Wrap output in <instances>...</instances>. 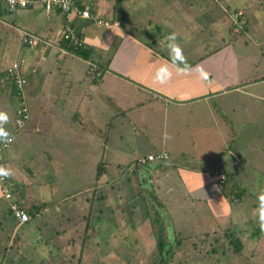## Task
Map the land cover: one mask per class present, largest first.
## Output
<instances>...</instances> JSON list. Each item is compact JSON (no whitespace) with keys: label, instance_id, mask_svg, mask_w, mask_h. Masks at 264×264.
<instances>
[{"label":"rangeland","instance_id":"obj_1","mask_svg":"<svg viewBox=\"0 0 264 264\" xmlns=\"http://www.w3.org/2000/svg\"><path fill=\"white\" fill-rule=\"evenodd\" d=\"M245 2H251L252 5L258 4L255 0H221L222 5L228 8L227 11H224L221 6L215 4L216 0H120V4L127 12V15L124 14V16L126 19L129 18L126 21V26L137 30L139 32L137 36L144 41L152 39L151 36L154 34L162 40L169 33L176 32L178 34V43L183 41V39L185 41L183 45L179 44L183 48L184 56L189 60L195 59L197 55L209 52L219 46L220 39L214 40V34L218 32L219 27L220 30H223L221 37L224 36L223 38L227 42L231 41V36L236 37L237 33H233L232 30L234 28L232 29L231 25H229L230 23L233 26L235 25L233 23L234 16L231 13L234 9L238 10ZM0 5L1 7L4 6L1 2ZM112 6H114V3ZM160 6H165L164 11L163 8L159 9ZM165 8H168L169 11ZM15 13H18V11L6 14V17L12 19ZM230 14L231 22L228 17ZM88 21L91 22L90 20ZM88 21L85 20L84 22L88 24ZM15 23H18L17 20H15ZM75 23H77V20H75ZM190 25H195L198 28L192 27V30H190ZM263 29L264 25L260 22L258 30ZM224 30L225 32L228 31L229 34L224 33ZM11 34L10 38L4 39L3 37L0 39L2 41L0 43V70L6 68L14 58L15 51H13V48L18 43V32L14 30ZM6 39L8 40L7 49L9 48L10 54L8 52L3 57V51L7 50L3 47ZM153 40L157 39L153 38L151 42ZM165 43L166 41L162 42V44ZM195 43H200V49L193 48ZM46 45L43 44L44 47ZM235 52L239 53L240 51L236 50ZM263 52L258 50L252 58V62H258V66L256 64L255 67L242 68V65L240 67L242 71L247 72L246 75H249L250 80H261V78H264V56L261 55ZM163 53L166 52L163 51ZM221 54L213 55L211 61L204 64L213 77H220L221 75L219 67ZM109 55H111L110 50ZM33 56V59L29 60L30 62L36 59L39 60L35 54ZM221 56L224 58L223 54ZM22 58L27 60L25 56ZM64 65L68 66V72L70 70L75 74V79H82L81 72H83L84 63L69 60ZM25 69V65H22L23 74L27 75L28 73H26ZM87 76L89 77V74ZM52 77L55 79L53 81L55 90L59 84L57 81L58 75L55 73ZM89 79L92 80L91 78ZM68 86V84L61 85V90H66ZM73 86L78 89V93L85 91L82 88L85 85ZM224 86H227L224 92H220L217 97H210L206 103L209 105L212 102H216L215 107L213 106L214 110L223 119H226L227 114H221L219 109L223 111L228 106L239 105L240 108L236 111V114L230 116L234 121L231 124L233 130L230 134L231 143H229V146L231 147V153L242 152L246 164L249 165L250 161L253 169L246 168L242 172L240 167L233 166L235 158L232 155H225V149H220L221 152L217 153V157L220 158H217L219 160L218 165H221L220 169L226 175H231L237 184H240L238 186H241L243 194L233 202L231 195L226 196L220 190L219 192L217 191L216 179H211L213 194L218 193L213 197V200L219 198V203L214 201V205H219V210L216 212L211 210L210 203H208L209 205L206 203L203 211L198 210L197 208L202 204V198L195 195L193 196L194 204L191 207L192 213L185 215V220L189 226L188 230L200 225L206 226L204 228L198 227L201 229V233L211 234L213 231L217 232L214 234L217 235L216 240H220L219 238L224 239V235L218 230L219 227L227 228L233 223L232 228L224 232L233 231L236 236L241 238L243 244L241 255L234 253L233 247L225 241H216L214 247L217 253L212 254L209 250L215 240L209 241L210 244L206 243L203 246L195 243L197 246L194 247L191 241L196 242L197 239L195 238L190 241H183L180 245L182 253H174V256H171L165 262H156L157 252L153 236L149 235L148 239L145 240L144 231L148 233L151 227L150 221L154 218L158 221V224L164 218L158 213L156 207L152 205L153 203H150V196L145 195L144 186L141 185L139 188L137 180H135V174L131 171L127 174H120L121 172H126L132 165L130 158H127L117 169L113 167L106 179L101 178L95 184L93 176L100 154L103 152V155L106 154L105 157L109 158L108 153L114 150L115 147L112 148L110 144L105 146L100 144L97 148H93L85 135L81 134V131L68 132V136L75 132L76 139L73 142L68 141L61 147H59L58 143L52 145L53 141L50 139L54 140L53 134L55 133L52 126L51 129L48 127L45 131L48 137L43 138L42 134L29 138L28 135L26 139L20 133L25 134L28 132V127H36V125H33V118H31L27 126L25 125L16 131L17 133L13 138L11 147L2 152L3 160L0 161V165L8 166L13 172L11 179L14 185L10 191V203L16 200V202L27 207L31 204L27 200L34 199V202L38 200L48 204V206L45 205L43 208L45 210L46 208L48 209L44 214L30 218L22 225H16L14 218L8 211L10 203H8V200L0 198L1 264H264V224L260 220L258 221L257 218L258 197L264 193V114H257L248 118V116L240 112L242 106L250 107L259 113L264 112V81L245 90L249 98L244 93L237 94L230 90L229 88L234 87L230 83ZM0 89L2 90L1 84ZM5 91L8 93V88ZM128 92V90H123L116 93L123 94ZM0 96L2 97L1 102L6 105L8 96L4 94L3 96L0 94ZM10 96L12 104L8 107V111L4 109L3 111L9 116V122L6 127L12 132L14 130L11 126V120L15 100L12 95ZM27 102L28 104L30 103L29 98H27ZM30 104L28 105L29 118L32 111L30 110ZM196 106L204 109L205 101L193 102L188 105L189 114L195 120L199 119V116L196 115L198 111ZM194 109H196L195 112ZM113 111L117 113L116 109L109 111L108 113L110 116L112 115V118L106 121V113L102 109L100 110L102 112L101 116L98 112L96 113L97 117H99L98 126L107 122V128L104 129L102 127L100 131L94 128L93 135L101 138L102 133L107 130L113 135L112 138L122 142L124 149L132 150L137 145L139 148L137 155H143L148 151L147 148L140 146L138 143L133 145L126 139L131 137L130 134L133 133L132 128L134 129V127L132 123L124 116L114 115ZM253 117L255 119H252ZM207 122L206 120L205 123ZM86 126L88 125L86 124ZM64 131L67 132L68 130L65 129ZM89 153L94 154L89 156ZM129 154L132 155L131 153ZM94 155L95 158H92ZM234 155L237 156L236 154ZM224 157L227 159H224ZM168 163L171 164L170 162ZM133 168H135L134 165L130 169ZM237 171H241V177L235 174ZM202 174L203 176L205 175L204 179L210 182L206 175L207 173L205 174L204 172ZM138 188L143 189L141 193L145 197L144 199L142 197V199L146 204L143 200L137 198V193H140ZM93 190L95 192L92 195ZM107 195L110 198L106 199V201L105 199L99 200V197H107ZM110 201L112 203H109ZM87 209H89L91 214L89 219H93L96 215H105L106 221L95 223L94 226L96 228L91 231L90 236L82 239L83 229L70 225L69 222L77 220V222L81 221V224H83L81 218L78 220L77 214H85ZM26 212L27 209H25ZM146 214L148 220L144 221L145 224H143L142 221L146 220ZM129 222H131L130 225ZM141 223L142 227H140ZM154 228L155 230L157 229L156 226ZM135 231L138 234V242L136 244L130 238H127V240L122 237L123 232H129V235L133 236ZM185 234L186 231L183 232V236ZM173 244L174 242H172Z\"/></svg>","mask_w":264,"mask_h":264},{"label":"crops","instance_id":"obj_2","mask_svg":"<svg viewBox=\"0 0 264 264\" xmlns=\"http://www.w3.org/2000/svg\"><path fill=\"white\" fill-rule=\"evenodd\" d=\"M82 1L88 4L97 18L109 20L113 17V0ZM255 1L258 2L257 5L245 2L243 6L238 8L244 11L246 17L245 30L239 31L236 37L231 36V41L227 42L223 38L224 36L221 37L223 30H220L219 27L218 32L214 34L216 37L214 40L220 39L219 46L209 52L197 55L195 59L186 58L193 64L190 67H183V64L177 67L171 63L167 42L162 44L166 38L161 40L153 34L154 39H157L155 42H151L152 39L144 40V42L151 44L150 48L137 40V38L139 39L137 36L139 32L130 26H126V21L129 18H125V25L122 29L118 27V24L114 25L117 20L112 21L110 26L106 27L98 25L94 21L89 22L88 19H74V23L77 20L75 23L76 31L81 35L83 44L91 50V55L87 60L80 59L69 52L62 57L56 51L57 46L62 44L57 36L62 20L58 13L46 14L39 7H35L18 10V13L9 19L6 17L8 13L0 5V39L3 37L4 39L10 38L14 30L18 34L20 30L28 31L39 38V43L35 47L18 49L16 44L13 48L15 51L13 57L20 54L27 58L24 63L26 73H28L26 75L25 95L31 103H29L30 110H32L29 120L33 118V125H36L35 128L28 127V132L25 134L22 132L20 134H23L26 139L28 135L31 138L34 135L42 134L44 138L48 137L45 133L46 129L48 127L51 129L52 126L55 132L53 134L54 140L50 139L53 141L52 145L58 143L61 147L68 141L73 142L76 139L75 132L81 131V134L85 135L93 148H97L100 144L101 146L110 144L112 148L115 147L108 153L109 158H106V154L103 155V152L99 158L105 167L112 168L114 166L118 168L127 158H130L132 163L148 153L163 150L171 164H161V166L149 164L148 173H144V170H137L138 172L134 173V176L144 177L141 185L144 186L146 195L150 196L151 202H155L154 204L157 205L158 211L164 218L165 225L171 234H182L186 231V234L192 232L189 234L192 236H194L193 234L200 235L201 229L198 227L204 228L206 226L196 225V228L188 230L189 226L185 220V215L192 213L191 207L194 204L193 196L195 195L202 198V204L197 208L198 210L203 211L206 203H210L208 205L214 212L219 210V205H214V201L219 203V198L213 200V197L218 194L217 192L213 194L212 191L211 179L214 178L208 175L207 170L212 165L217 164L220 172L224 173L220 169L221 165H218L220 158L217 157V153L220 149H225V155H237H234L236 157L235 164L232 163L234 167H240L242 172L246 168L253 169L250 161V166L246 164L242 152L231 153L229 146L231 143L230 134L233 130L231 124L234 121L230 116L236 114L240 108L239 105L228 106L223 111L221 110V114H227L226 119H223L214 110L216 102L209 105L206 102L210 97H217L220 92H224L227 87L224 85L227 83L234 86L229 88L230 90L237 94L244 93L246 95V89L264 81V78L250 80L249 75H246L247 72L240 69L241 65L242 68L255 67L256 64L258 66V62H252V58L258 50L264 51V29L258 30L260 22L264 25V0ZM215 4L221 6L224 11L228 9L222 5L221 0H216ZM164 7L160 6L159 9L163 8L164 11ZM165 9L169 11L168 8ZM121 10L127 15L126 9L122 5ZM15 20L18 23H15ZM85 20L89 23L86 24ZM190 26V30L192 27L198 28L195 25ZM224 33L229 34L225 30ZM7 41V39L4 41V49H7ZM0 43H2L1 40ZM179 43L183 45L184 39ZM43 44L47 45L44 47ZM161 45H163L162 50L166 53L161 50ZM193 48L200 49V43H195ZM109 50L111 55H109ZM236 50L240 52L236 53ZM8 52L10 54L9 48L3 51L2 56L5 57L4 55ZM217 53H222L224 58L221 54L219 61L220 77H213L204 64L211 61L213 55ZM33 54L39 60L30 62L29 60L34 57ZM261 55L264 56V52ZM69 60L84 63L83 72H81L82 79H75V74L70 70L68 72V66L64 63L67 64ZM101 63H104L103 72L101 71L100 78L94 82L87 76L88 64L99 67ZM165 64L169 66L172 73L171 78L166 73L157 77V70ZM31 67H33L32 71ZM55 73L58 75L59 84L54 90L53 81L55 79L52 75ZM66 84L69 85L68 88L62 91L61 85ZM79 84L85 85L82 86L85 89L84 92L78 93V89L73 86ZM123 90L129 92L117 94ZM0 94L8 96L6 105L1 102L2 97L0 96L1 110L8 111V107L12 104L11 96L3 88ZM259 97L261 98V96ZM204 101V109L196 106L198 110L196 115L199 116V119H192L188 105L193 102ZM101 109L106 113L105 121L112 118L108 112L114 109L117 111V113L113 111L114 115L127 118L134 127V129L132 128L133 133L130 134L131 137L126 138L127 141L133 145L138 143L147 148L148 151L143 155H137L139 151L137 145L132 150L124 149L122 142L112 138L113 135L107 130L105 139L93 135L94 128L99 131L102 127L107 128V122L98 126L99 117L96 113L98 112L101 116ZM240 112L248 118L257 114H264V112L259 113L250 107L246 108V106H242ZM29 120L28 122H30ZM206 120L207 123H205ZM65 129L68 131L65 132ZM71 131L75 132L68 136V132ZM47 132L49 131L47 130ZM165 132L171 136V139L164 138ZM71 136L73 137L70 139ZM90 154L94 153H89V156ZM92 158H95V155ZM224 159L227 158L224 157ZM241 171H237L235 174L241 177ZM204 172L207 173L210 182L204 179L205 175L202 174ZM224 174L226 175V173ZM217 191L219 192V187H217ZM257 218L259 221V215ZM144 233L146 240L149 234L145 231Z\"/></svg>","mask_w":264,"mask_h":264},{"label":"built area","instance_id":"obj_3","mask_svg":"<svg viewBox=\"0 0 264 264\" xmlns=\"http://www.w3.org/2000/svg\"><path fill=\"white\" fill-rule=\"evenodd\" d=\"M0 2L4 5V11L9 14L15 12L16 10L30 9L35 7H39L46 14L51 12L58 13L62 17V20L57 36L59 37V40L62 39L66 41V47H71L72 49H75L83 44L82 38L76 34L77 32L75 29V23H73L74 19H90L98 25H110L107 19L99 17L97 18L96 14L90 10L88 4L82 0H26L24 6L21 5L20 0H0ZM236 15H241V11H237ZM233 23L237 25V28H239L244 24V19L242 16H240L238 20L233 19ZM114 25H117V22H114ZM38 41L39 38L34 34L22 31L18 38V46H27L28 48H32L38 43ZM56 50L59 56H63L68 53L67 49L61 46H57ZM24 63L25 59H23L20 54H17L10 64L6 68L2 69L3 71L0 75V84L2 88H8L10 92L13 86L12 90L14 94H10L15 100V106L12 110L11 120V126L14 131L10 132L13 138L17 133L16 131L24 127L29 120V108L25 95L27 77L22 71V65H24ZM94 69L95 66L91 65L87 70V74H89V78L91 79L100 75L99 70L94 71ZM32 70L33 67H31V71ZM11 143L6 147L0 144V160L2 158V152L8 150L11 147ZM233 157L236 158L234 155ZM165 159H167L165 152L159 151L148 153L143 158L138 159V162L141 163L146 160L159 161ZM207 173L209 176L216 179V185L220 188L221 184L225 180V174L220 172L217 165L211 166L207 170ZM13 185L14 182L11 180V178L0 180V198L8 200V203H10V191L13 188ZM45 205L48 206V204ZM8 208L16 222V225H22L28 220L29 215H27L17 203L11 202Z\"/></svg>","mask_w":264,"mask_h":264},{"label":"trees","instance_id":"obj_4","mask_svg":"<svg viewBox=\"0 0 264 264\" xmlns=\"http://www.w3.org/2000/svg\"><path fill=\"white\" fill-rule=\"evenodd\" d=\"M113 7H112V10L114 11L113 12V17L111 19H109L108 21L111 24L112 21L117 20L118 27H120L122 29L124 27V25H125V16H124V12H122L123 10H121L120 0H115ZM237 11H241V15H236ZM231 14H233L235 20H238L240 18V16L244 17L245 18V24H244L243 28L246 26L247 21H246V17H245V14H244L243 10L234 9V11H232ZM88 20H90V19H88ZM90 21H92V20H90ZM232 26H233V24H232ZM232 26H231V28H232ZM106 27H108V26H106ZM76 34L81 37V35L78 32ZM151 37L153 39L154 35H152ZM137 40H140V42H143V44L145 46L150 48V46H151L150 43L144 42L140 37H139V39L137 38ZM60 41L62 43L61 46L65 47L69 53H71L74 56L79 57L80 59H83V60L89 59V57L91 55V50H89L84 44L78 46L75 49H72L71 47H66V44H65L66 41L65 40L60 39ZM153 42H155V40H153ZM91 65L92 64H88V69H89V66H91ZM192 65L193 64H191V62L189 60H187V65L183 64V67H190ZM94 66H95L94 71L95 70H99L100 73L103 72L102 71L103 68H104V64L103 63H101V66H99V67H97V65H94ZM2 71L3 70H0V75L2 74ZM99 78H100V75L98 77L92 79V80L95 82ZM3 89H6V88H3ZM12 89H13V86H12ZM12 89H11L10 92H8L9 94H14ZM219 112L221 113V109H219ZM105 135H106V130H105V132L102 133L101 138L105 139L104 138ZM149 164L150 165L153 164V165H157V166H161V164L168 165L165 160H159V161H148V160H146V161L141 162V163H138L137 160H134L132 162V165H134L135 168L130 169L132 167V165H131L130 168H129L130 170L128 169L126 172H121L120 174L121 175L127 174L130 171L133 172V173H137L138 172L137 170H144V173H148L149 170H150V167L148 166ZM114 167H115L114 169H117V166H114ZM111 170H112V167H105L104 163L99 160L97 162V164H96V168H95V172H94V176H93L94 177L93 180L95 181V184H97V181L99 179H101V178H105L106 179L108 173L111 172ZM143 179H144V177H140V176L135 177V180H137L139 188L141 186V181ZM146 179L148 180V177H146ZM219 190H220V192L224 193L226 196L227 195H231L232 198H233V202H234V200L239 199L240 196L243 194V190L241 189V186H238V184L234 180V178L232 176L228 175V174L225 175V180L221 184V187L219 188ZM139 191L141 193L142 189H139ZM94 192H95V190L92 191V195L94 194ZM140 193H137V198H140L141 200H143L146 194L143 196V194L142 193L140 194ZM142 197H143V199H142ZM109 198H110L109 195H107V197H104V196L102 197L101 196V197H99V200L101 201V200L105 199V201H106V199H109ZM27 201L31 202V204H29L27 206V208L24 207V205H22L21 203L16 202V200H14L13 202L17 203L24 211H25V209H27L26 214L29 215V218H34L35 216H40V215L44 214V212L48 209V208H46V210L43 209L44 206H45V202H40L38 200H36V202H34L35 201L34 199H28ZM109 203H112V202L110 201ZM150 203L152 204V202H150ZM145 204H146V202H145ZM152 205L155 206L157 211H158L157 205L154 204V203ZM8 211L10 212L9 208H8ZM158 213H160V212L158 211ZM90 215H91L90 211H89V209H87L85 214H82V215H80L79 213L77 214L78 220H80V218H81V220L83 221V224H81V221L77 222V220L74 221V222H71V223L69 222L70 225H75L78 228H82L83 229L82 230V237H81L82 239L85 238V237L88 238L90 236L91 231H93L94 228H96L94 226L95 223H100L101 221H106V216L105 215L104 216H100V215L97 216L96 215V217H93V219H89ZM145 217H146V220L142 219L143 220L142 221L143 224H145L144 221L148 220L147 219V214H146ZM65 221H67V219H65ZM149 221H150V219H149ZM163 221L164 220L161 219L160 224H158L157 223L158 221L154 218L153 220L150 221L151 227H150V229L148 231V233H150L149 235L153 236V237L152 236L151 237L154 240V246L156 248L157 260H158V261L156 260V262H165V261L169 260V258L171 256H174V253L175 254L177 252L182 253V250H180V245L182 244V241H184V240L188 241V240H191L192 238H196L197 239L196 242L195 241L191 242L192 246H194V247L197 246V245H195V243L202 244V246H203L206 243L210 244L209 241H214L215 240L214 243L212 244L210 250H209V251L212 252V254L217 253L216 248L214 247V244L216 243V241L228 242L229 245H231L233 247L234 253L239 254V255H241V253H242L243 244H242L241 238L239 236H236L235 233H233V231H227V233L224 232L225 230H230L232 228V224L233 223H231V225L229 227H227V228L219 227L218 230H220L222 232V235H224L223 236L224 239L219 238L220 240H216L215 238H217V235H214V234L217 233V232H215V231L211 232V234L210 233H206V232L205 233H201L200 235L193 234L194 236L189 235V234H192V232H189V234L187 233L184 236L182 235L183 233L182 234H178V233L171 234L169 232V229L165 225V222H163ZM130 223L131 222H129V225H130ZM142 223H141L140 227H142ZM154 226L157 227L156 230H155ZM89 228H90V232H89ZM136 233H137V231H135L134 235L131 236V235H129V232H126V233L123 232L122 233V235H123L122 237L124 239L130 238V240H132V242L136 244L138 242V238H137L138 234H136ZM238 235H240V234H238ZM128 236H130V237H128ZM211 237H212V239H210ZM172 242H174L173 245H172ZM1 263L2 262L0 261V264Z\"/></svg>","mask_w":264,"mask_h":264},{"label":"clouds","instance_id":"obj_5","mask_svg":"<svg viewBox=\"0 0 264 264\" xmlns=\"http://www.w3.org/2000/svg\"><path fill=\"white\" fill-rule=\"evenodd\" d=\"M20 3H21L22 6H24L25 3H26V0H20ZM16 11H18V10H16ZM230 16H231V14L228 15L229 18H230ZM243 19H244V24H245V18L243 17ZM230 22H231V18H230ZM244 24L239 27L240 29L236 27L237 25H235L234 27L232 26L231 23L229 25L232 26V29L234 28V30H232L234 33H238L239 31L243 30ZM75 29H76V27H75ZM22 31H24V30H20L19 31L18 38L21 35ZM26 32H28V31H26ZM28 33H30V32H28ZM166 42H167V48L169 50V56H170V59H171V63L176 65L177 67H179L181 64L187 65V60H186V57L184 56L183 48L178 43V34L176 32L169 33L167 35V37H166ZM38 43H39V41H38ZM17 45H18V43H17ZM35 46H33V47H35ZM21 47H27V46H20V47L18 46V49H20ZM87 70H88V68H87ZM162 73L168 74L169 78H171L172 73H171V71L169 69V66L167 64L162 65L157 70V73H156L157 77H159ZM8 122H9L8 114L5 111L0 110V144L4 145L5 147L8 146L13 141V136H12V134L10 133V131L6 127ZM164 138L165 139H171V136L167 132H165ZM160 151H163V150H160ZM155 152H159V151H155ZM151 153H154V152H151ZM144 156H142L140 158H143ZM140 158L136 159L137 162H138V159H140ZM167 159H168V156H167ZM167 159H165V161H168ZM166 163H168V162H166ZM12 175H13L12 169H10V168H8V167H6L4 165H0V180L10 178ZM258 199H259V208H258L259 220H260V222L262 224H264V193L260 194Z\"/></svg>","mask_w":264,"mask_h":264}]
</instances>
